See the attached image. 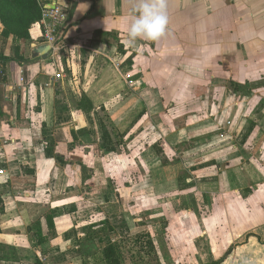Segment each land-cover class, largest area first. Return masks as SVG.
I'll list each match as a JSON object with an SVG mask.
<instances>
[{
  "label": "crops",
  "instance_id": "1",
  "mask_svg": "<svg viewBox=\"0 0 264 264\" xmlns=\"http://www.w3.org/2000/svg\"><path fill=\"white\" fill-rule=\"evenodd\" d=\"M53 3L65 19L58 30L62 31L59 43L46 60L30 58L31 49L42 44L40 21L29 30L27 43L2 37L0 22V169L4 170L0 176V264H40L30 240L37 231L40 243L45 229L51 231V239H59V220L46 214L52 218L53 233L45 217L34 213L55 210L56 202L42 195L50 197L59 187L64 191L73 186L80 192L86 181L92 187L98 155H106L109 149L99 119L101 110L111 120L117 117L113 126L122 138L134 119L146 112L164 117L166 134L141 150L140 162L147 166L149 177L161 184L162 190L155 192L157 200L171 202L179 222L196 212L204 220L207 230L195 232V240L207 234L215 237L209 229L220 227L215 218L223 213L221 202L228 205L226 198L233 196L232 204H236L243 184L251 186L257 176L252 160L242 165L235 140L223 143V139L229 135L227 107L235 115L241 100L240 92L229 91L227 83L241 87L264 81V0H168L167 35L157 42H137L145 50L153 48L159 65L148 69L141 62L135 76L119 70L128 66L131 51L125 50L116 63L117 49L110 44L125 43L133 0ZM166 74H171L169 79ZM220 83L224 93L215 95L211 90ZM147 84L155 89L159 84L169 86L159 96L152 92V110L141 93ZM128 89L132 95L125 99ZM116 98H131L136 106L131 109L123 101L110 108ZM163 99L169 101L167 111L162 108ZM257 115L264 125V109ZM183 180L193 183L192 187L182 188ZM91 187L84 193L90 197ZM190 226L195 228L193 223ZM222 236L227 238L224 232Z\"/></svg>",
  "mask_w": 264,
  "mask_h": 264
},
{
  "label": "rangeland",
  "instance_id": "2",
  "mask_svg": "<svg viewBox=\"0 0 264 264\" xmlns=\"http://www.w3.org/2000/svg\"><path fill=\"white\" fill-rule=\"evenodd\" d=\"M53 1L36 0L40 6ZM0 8L2 12L11 9L5 2L1 3ZM61 34L62 31H59L56 45ZM110 44L117 49L116 63L125 56V50L132 53L128 66L119 68L123 75H137L136 67L144 61L147 68L149 66L154 69L159 65L153 55V48L145 50L139 43L129 47L126 43L120 44L118 40ZM170 76L171 74H166L167 79ZM151 86L147 84L141 90L147 99L145 106L150 110L154 108L152 92L156 91L159 96L160 91L169 89L166 84L155 85L156 89ZM227 88L231 92H240L241 100L235 115L231 106L227 107L225 123L226 120L230 122L226 123L229 135L223 139V143L235 140L242 165H248L249 160H252L253 163L250 164L257 171V176L252 178L251 186L243 184L241 199L236 204H232L233 196L226 198L230 205L221 202L225 206L223 213L220 215L218 212L217 215L220 216L215 218L220 227L209 229L215 232V237L207 234L200 237V241L195 240V232L207 230L203 226L204 220L196 212L194 217L185 215L183 223L179 222L176 218L177 211H174L171 202L161 204L157 200L155 192L162 190L161 184L149 177L147 166L140 162L141 150L161 141V135L166 134L168 127L165 126L164 117L146 112L134 119L132 127L122 138V134L113 126L117 117L114 116L111 120L108 112L101 110L99 119L107 133V154L98 153L95 177L91 179L92 187L86 181L80 192H75L73 186H69L70 190L62 191L61 187L55 189L50 197L42 195L44 199L56 202L53 207L55 210L40 209L35 211L34 216L42 218L51 214L59 220L61 226H58L59 239H51V231L47 229L43 243L37 239L36 233L32 235V248L37 251L35 261L40 264H107L103 249L110 243L120 264H264V125L261 126L262 121H258L260 117L257 115L264 109V100L261 99L264 98V81L241 87L228 82ZM211 91L215 95L224 93L223 85L217 84ZM213 93L212 99L216 102L218 98ZM131 95L130 89L123 94L125 99ZM125 99L116 98L115 102L110 103L114 105L110 108H117L124 102L129 108L136 106L130 101L131 98L128 101ZM168 103V100L163 99L162 108L165 111L169 109ZM157 108L159 105L156 98ZM167 120L165 117V121ZM210 138L215 137L211 135ZM216 139L214 142L222 145ZM103 142L106 143L104 140ZM183 181L182 188L192 187L193 183ZM168 186L174 187L175 182L172 185L168 183ZM89 187L94 188L91 197L84 194L90 190ZM191 223L195 228L190 226ZM31 228L33 231L37 230L34 224ZM223 232L227 238L222 236Z\"/></svg>",
  "mask_w": 264,
  "mask_h": 264
},
{
  "label": "clouds",
  "instance_id": "3",
  "mask_svg": "<svg viewBox=\"0 0 264 264\" xmlns=\"http://www.w3.org/2000/svg\"><path fill=\"white\" fill-rule=\"evenodd\" d=\"M168 27V0H133L125 43L134 47L138 41H160Z\"/></svg>",
  "mask_w": 264,
  "mask_h": 264
},
{
  "label": "trees",
  "instance_id": "4",
  "mask_svg": "<svg viewBox=\"0 0 264 264\" xmlns=\"http://www.w3.org/2000/svg\"><path fill=\"white\" fill-rule=\"evenodd\" d=\"M8 3L11 9L2 12L0 8V22L2 24V37L13 36L24 40L26 43L30 40L29 30L40 21L42 9L36 0H0ZM48 229L54 233V225L50 215L45 216ZM38 232V231H37ZM36 232V234H38ZM42 239V236L38 234ZM107 264H120L119 259L114 256V247L108 243L103 249Z\"/></svg>",
  "mask_w": 264,
  "mask_h": 264
},
{
  "label": "built area",
  "instance_id": "5",
  "mask_svg": "<svg viewBox=\"0 0 264 264\" xmlns=\"http://www.w3.org/2000/svg\"><path fill=\"white\" fill-rule=\"evenodd\" d=\"M42 14L40 22L42 23V44H47L51 48H55L56 41L59 37V28L62 26L65 15L60 7L55 3L45 4L41 6ZM4 175V170L0 169V176Z\"/></svg>",
  "mask_w": 264,
  "mask_h": 264
},
{
  "label": "water",
  "instance_id": "6",
  "mask_svg": "<svg viewBox=\"0 0 264 264\" xmlns=\"http://www.w3.org/2000/svg\"><path fill=\"white\" fill-rule=\"evenodd\" d=\"M52 54V48L47 44H41L33 47L30 51L31 60L40 58L41 60L48 59Z\"/></svg>",
  "mask_w": 264,
  "mask_h": 264
}]
</instances>
